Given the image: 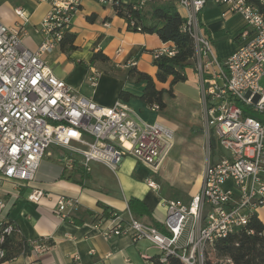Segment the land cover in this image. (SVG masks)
<instances>
[{
	"label": "built area",
	"instance_id": "2783aa9c",
	"mask_svg": "<svg viewBox=\"0 0 264 264\" xmlns=\"http://www.w3.org/2000/svg\"><path fill=\"white\" fill-rule=\"evenodd\" d=\"M41 1L48 2L50 10L38 28L44 41L37 50L22 45L21 25L9 26L0 20V182L31 184L55 146L66 150L64 161L70 169L79 162L89 171L92 162H101L116 170L133 157L159 172L174 148V130L160 121L143 120L122 100L111 107L99 105L60 79L45 56L62 44L84 0ZM130 1L138 9L150 0ZM209 1L223 8V17L240 14L245 20L241 44L224 60L217 56L201 23V12ZM98 2L113 5V0ZM178 5L186 12L184 28L195 43L193 68L203 129L216 154L209 157L199 190L189 202L163 201L166 231L131 214L122 219L116 211L108 219L97 215L92 227L106 239L149 240L161 252L163 263L175 256L185 264H205L216 240L245 228L251 216L260 218L264 207V0H178ZM16 14L26 20L22 10ZM175 53V47L162 48L153 57ZM99 75L92 70L91 87L97 86ZM149 185L157 188L154 182ZM52 196L35 187L28 199L40 204ZM79 207L77 198L56 195L54 214L66 219ZM7 208L8 201L0 200V215ZM107 220L113 225L105 226ZM13 231L14 226L5 227L0 243ZM32 246L37 255L51 247L43 240ZM221 261L234 264L229 258Z\"/></svg>",
	"mask_w": 264,
	"mask_h": 264
},
{
	"label": "crops",
	"instance_id": "0c3cea01",
	"mask_svg": "<svg viewBox=\"0 0 264 264\" xmlns=\"http://www.w3.org/2000/svg\"><path fill=\"white\" fill-rule=\"evenodd\" d=\"M177 8L184 17L185 10L179 5ZM17 9L25 12V21L16 14ZM205 9L206 7L200 16L202 26L211 38L217 56L224 60L241 44L240 35L243 31L233 40L236 42L234 48L220 54L214 37L216 28L219 24L228 27L230 21L243 16L234 14L227 21V18L222 16L223 8L219 6L221 21H216L209 17L210 11ZM49 10L50 4L46 1L3 0L0 2V20L9 26L21 25L22 45L37 50L44 41V35L38 28ZM91 15L96 16L94 21L87 19ZM68 33L75 35L74 45L77 49L67 52L62 49L61 44L45 56L47 62L50 60L48 64L54 73L84 96L88 84L93 91L89 98L102 106L111 107L118 100H122L120 93L123 90L132 92L136 97L126 103L139 113L141 109L136 106L137 102L145 103L139 98L142 93L138 95L134 88L140 85L144 89L146 81L138 80L130 71L135 69L144 72L156 81L157 67L154 65L153 53L174 45L171 42H163L157 33L128 30L126 20L116 15L112 5L102 4L98 0L83 1ZM97 50L107 55L109 60L97 61L94 66H87L93 52ZM93 69L100 73L95 88L88 82ZM194 71L192 66L186 69L188 80L177 83L174 86V96L170 97L180 96L183 101L199 103L198 78ZM156 84L159 89L170 88L169 81H156ZM165 96L166 94V103ZM145 106L153 111L149 105ZM166 108L158 110L165 111ZM139 115L147 122L160 121L168 125L161 119L150 121L140 113ZM174 132L176 143L173 150L179 138L175 130ZM66 155V150L52 147L50 154L43 158L36 180L31 184L14 185L10 180L0 182V200L8 201V208L0 215V221H12L19 228L21 235L28 240L52 242L50 249L41 255L31 251L30 254L20 255L1 264H152V258L161 255V252L149 240L135 242L128 236L106 239L94 231L92 221L97 215L108 219L110 212L114 210L122 219H127L131 214L148 225L155 226V222H158L161 230L166 231L163 224L166 218V208L163 204L165 198L159 190L160 181L155 179L159 172L154 173L151 168L133 157L126 158L116 170L101 162H92L89 171L79 162L70 169L64 161ZM77 159L80 160L79 157ZM200 176L202 180L203 172ZM149 182H154L157 188L151 187ZM200 184L201 182L196 191L191 193L190 200L199 190ZM35 187L50 192L53 196L43 199L40 204L33 203L28 196ZM56 195L77 198L79 209L66 219L58 218L54 214ZM133 197L146 203L150 216H136L130 210L128 202ZM111 225L112 220L105 222V226Z\"/></svg>",
	"mask_w": 264,
	"mask_h": 264
},
{
	"label": "trees",
	"instance_id": "16d2710c",
	"mask_svg": "<svg viewBox=\"0 0 264 264\" xmlns=\"http://www.w3.org/2000/svg\"><path fill=\"white\" fill-rule=\"evenodd\" d=\"M149 5V8L147 6ZM148 5L142 8L134 9L133 2L130 0H113L112 7L116 15L124 18L128 30L134 32L157 33L159 38L167 43L171 42L176 49L173 56L163 54L154 59V65L157 67L156 81L167 83L169 89H159L156 81L149 74L139 72L135 69L130 71L132 76L138 80L146 81V85L139 96L140 100L151 108L159 105L160 109L166 108L164 95L174 96V86L180 82L188 80L186 69L191 67L195 57V43L188 31L185 30V18L178 11V0H150ZM95 15L88 16L89 21L95 20ZM75 35L67 33L62 42L64 51H73ZM109 57L101 50L93 52V55L87 66H94L97 61L107 62ZM84 63V62H82ZM132 97H136L132 92L123 90L120 93V99L126 102ZM129 208L136 216H150V211L146 203L137 198L129 200ZM114 211V210H113ZM12 225L14 231L4 235V241L0 243V264L11 261L20 255L30 254L32 243L37 240H28L20 233L19 228L12 221H0V236L3 235L4 228ZM153 226V225H151ZM156 228L162 229L158 222H155ZM254 230V234L249 233ZM51 245L52 242H45ZM212 250L218 257L229 258L234 264H264V223L257 216L250 218L248 225L242 230L230 234L225 238H219L214 243ZM152 264H185L175 256H169L167 262L160 260V255L152 258ZM205 264H221L206 259Z\"/></svg>",
	"mask_w": 264,
	"mask_h": 264
},
{
	"label": "rangeland",
	"instance_id": "374dc122",
	"mask_svg": "<svg viewBox=\"0 0 264 264\" xmlns=\"http://www.w3.org/2000/svg\"><path fill=\"white\" fill-rule=\"evenodd\" d=\"M147 8H149V5ZM205 10L210 11V18L221 21L218 5L209 1ZM229 19L230 16L227 17V21ZM230 22L231 24L228 27L225 24H219L216 28V33H214L215 43L220 54L231 51L234 48L236 42L233 40L237 39V36L243 31L245 26L242 17H236ZM48 62L50 63V60ZM261 84L264 85V79ZM134 90L138 95L143 91L140 85H137ZM85 92L88 98L93 92L88 84H86ZM165 98L167 104L165 111L149 110L141 102H137L136 106L141 109L139 113L144 118L150 121L161 119L173 127L179 136L175 149L171 151L155 179L160 181L159 190L163 193L166 201L174 199L188 201L191 193L196 191L201 182L200 175H202L209 157H213L216 153L215 146L211 141L208 142L205 135L199 103L183 101L180 96L177 98L175 96L174 98L166 95ZM228 185L226 184L225 187ZM259 215L264 223V207L259 210ZM205 258L215 262L220 260L221 264V260L226 259L218 257L212 248L208 249Z\"/></svg>",
	"mask_w": 264,
	"mask_h": 264
}]
</instances>
